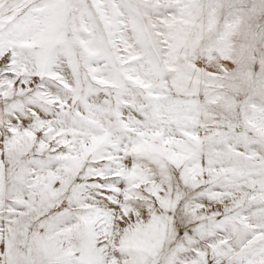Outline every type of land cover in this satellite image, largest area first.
Here are the masks:
<instances>
[{"label":"snow or ice","instance_id":"snow-or-ice-1","mask_svg":"<svg viewBox=\"0 0 264 264\" xmlns=\"http://www.w3.org/2000/svg\"><path fill=\"white\" fill-rule=\"evenodd\" d=\"M0 264H264V0H0Z\"/></svg>","mask_w":264,"mask_h":264}]
</instances>
